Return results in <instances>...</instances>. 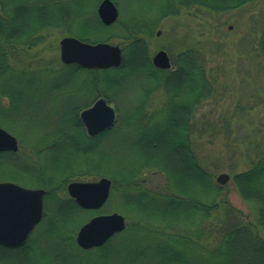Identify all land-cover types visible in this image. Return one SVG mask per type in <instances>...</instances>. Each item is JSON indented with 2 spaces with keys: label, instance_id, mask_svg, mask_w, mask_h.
I'll use <instances>...</instances> for the list:
<instances>
[{
  "label": "rangeland",
  "instance_id": "rangeland-1",
  "mask_svg": "<svg viewBox=\"0 0 264 264\" xmlns=\"http://www.w3.org/2000/svg\"><path fill=\"white\" fill-rule=\"evenodd\" d=\"M56 1L62 3L63 6L61 5L62 8H55L54 12L65 15L68 13L75 14L74 7L79 0H53L50 5L56 4ZM96 1L85 0L86 18L78 20L80 25L77 27V22L72 27L74 31L83 32L84 29L87 31L88 27L95 23ZM144 1L116 0L121 19H127V21L133 19L134 21L140 20L144 16L146 17L145 21L154 23V31L148 38L150 56L153 57L158 51L165 50L170 55L171 70H173L175 67L173 55L186 47L197 49L201 51V56L204 57V63L212 81L213 93L211 96H208L199 107L189 114L192 130L190 134L192 136L191 144L199 162L211 173L213 182H216L220 174L230 176V179L222 186L221 190V194L222 196L225 195L227 203L222 205L218 214L216 213L212 219L208 218L201 224L200 232L204 235L203 240L201 239L202 245L205 248H210L209 245L214 242L215 237H218L217 234L227 229L226 225L236 221L237 224L238 222L247 223L253 219L254 205L241 197L232 178L235 173L249 168L250 160L255 155L254 140H261L264 131V64L255 51V44L264 21V0H254L251 4L220 13L196 4H188V0H183L184 5L180 6L178 13L173 14H163L164 11H167V6H161L165 2L164 0L163 2L162 0ZM66 3L71 5H66ZM43 7L46 8L44 9L46 11H52L51 6L45 5ZM162 11L163 13H161ZM146 12L147 14H145ZM119 33V25H115L113 29L110 28L107 31H87L86 34L90 37V41L87 42L95 43L107 39L106 42L122 47L121 40L118 38ZM41 34H43V38L34 48L37 57L30 59L29 54H25L22 56L15 55L14 59L11 58V64L13 63L16 69L21 70L24 67L36 74H20L16 75L18 77L13 78L7 75L3 81L0 80L2 86L20 90L22 95L32 104V108L28 109L29 112H26L27 116H23L22 119L15 117V125H18L16 126L17 131L8 125H0L16 135L18 139L21 138L22 150L20 149V153L35 163L34 166L32 165L34 172L44 175L48 173L42 171V166L48 165L49 168L50 165L67 161L69 162L68 165L72 167L83 165V163L90 160H98L100 156L104 158L109 156L117 161L113 164V167L119 169L120 159L132 158L131 153H135V158L140 155L138 162L142 157L151 156L149 155L150 151H154L158 155H173V150L165 151L167 150L165 147L167 146L166 139H168L166 137L169 136L167 132L171 127L168 122L175 119V110L183 111L186 101L182 94H178L180 96L176 98L175 102L172 101V109L167 113L169 103V93L166 91L168 89L167 84L164 80L155 81L153 79L155 75L162 76V72H150L149 75L148 73L136 72L138 75L134 76L114 75L118 77L115 79L116 82H113V86L106 87L104 82H101L103 74L97 72V70L77 69L73 73L71 68L62 67L59 57V42L64 36H71L68 31L64 28L50 27L43 30ZM164 47L173 49L175 53H170ZM176 48L179 50H176ZM250 48L251 51L253 49V54L250 53ZM37 49H40V54L37 53ZM198 55H196V58ZM47 65L59 72L49 73L45 71L43 68H49ZM38 72L40 73L38 74ZM75 74L77 76L74 77ZM93 83L97 84L95 99L104 97L108 103L118 110V121L111 134L102 135L98 149L99 154L84 149L80 151V154L83 155L76 151V154H71L67 158H65V153H61L63 157L60 159V155L54 154L57 152H49L47 155L42 154L36 157L35 145L42 138V129L47 133H52L61 112L71 109L74 105L80 107L92 103L95 100L94 97L84 99L86 96L84 97L80 91L87 84L94 85ZM0 102L1 104L5 103L2 96H0ZM151 117H156V119L151 120ZM121 119L123 123H121ZM125 120H127V124L124 123ZM49 124L51 127H47ZM164 137L165 142L163 141ZM60 152L62 151L60 150ZM43 155H45L44 159ZM168 155L163 163L170 167L172 164L168 159ZM73 158L74 161L71 162ZM41 161L43 162L41 163ZM98 178L90 175L74 177L72 180L90 181ZM1 180L13 181L6 174H0ZM182 181L187 183L188 180L183 177ZM15 182L30 188L37 186L24 176L19 177V180ZM138 182L141 183L144 190L153 193L164 186L166 178L163 173L157 170L146 169L144 173L138 176ZM186 183L182 186H187ZM196 194L206 195L200 190ZM207 194L210 195V192ZM143 202H146V199ZM122 203V196L114 194L99 212L102 214L118 212L125 217L129 224H141L143 221H148V224L160 225L159 222L147 217L150 214L135 208H128ZM97 214L99 213L85 214L83 217L87 218L83 220L82 224ZM186 220V222L179 223H184L185 226L190 224L189 219L186 218ZM195 224L197 225V222ZM41 226L42 224L35 230L37 244L40 246L51 241V232L50 235H47V226ZM67 227L71 229L72 225ZM219 228L223 229L218 230ZM177 229L182 231L180 227H173L170 230L178 232ZM195 229H193L194 232L198 234L197 228ZM66 235L67 231L58 228L60 240L64 239ZM59 239L56 236L53 241L60 244ZM121 239V235L118 234L113 237L111 243H115L114 246H117ZM157 243L162 244L163 242L159 240ZM129 247L134 252H141L147 248L146 244L140 246L132 244ZM50 250L49 255L55 257V261L47 258L42 264L65 263L62 258L56 259L53 249ZM76 253L80 252L77 251ZM189 255L195 260L203 257L200 251L195 253L193 250ZM90 256L93 257V255ZM143 256L147 257V255ZM138 257L136 256V260L139 261L140 258ZM112 263L131 264L119 259L109 264ZM139 264L150 263H148L147 258H144Z\"/></svg>",
  "mask_w": 264,
  "mask_h": 264
},
{
  "label": "trees",
  "instance_id": "trees-1",
  "mask_svg": "<svg viewBox=\"0 0 264 264\" xmlns=\"http://www.w3.org/2000/svg\"><path fill=\"white\" fill-rule=\"evenodd\" d=\"M51 1L53 0H0V80L3 81L7 75L13 78L18 77L16 75L20 74H36L26 70L24 67L21 70L16 69V66L13 63L11 64V58L14 59L15 55L22 56L25 54H29L30 59L37 57L34 48L42 40L43 34L40 35V33L43 30L50 27L64 28L71 35L86 41H90V37L86 34L87 31H104L105 27L99 20L88 27L87 31L85 29L83 32L74 31L72 27L76 24L75 21H70L69 19L66 21L57 20L54 18L55 14L52 11L44 10L46 8L43 6H49ZM149 1L155 2L154 0ZM164 1L162 0L163 5L161 6H167V11H164V13L162 11L161 13L163 14L178 13L180 6L184 5L183 0ZM253 2L254 0H188V4H196L219 13L234 10ZM141 18L134 21L133 19H128L130 21H127V19L123 20V18L119 20L120 33L118 38L121 40L125 56L120 67L97 70V72L103 74L101 82H104L106 87L114 85L113 82H116L115 79L118 78L114 75L134 76L138 75L136 72L148 73L149 75V70L154 68L151 63L148 46V38L152 35L155 28L154 23L145 21L146 17L144 16ZM79 25L77 24V27ZM104 41L108 40L104 39ZM166 49L172 54L175 53L173 49ZM176 50L179 49L176 48ZM249 51L252 54L254 53L251 48ZM255 51L264 64V21L255 44ZM37 53H41L40 49H37ZM195 54H199L197 58ZM173 56L175 64L173 70L163 71L162 76L155 75L153 79L155 81L164 80L167 84L168 89L166 91L168 93L182 94L185 96V100L190 103L195 100L190 112L189 109H186V111L184 109L183 111L174 109L176 112L175 118L183 116L182 131L175 128V121L179 122L178 119L168 122L171 127L167 132L169 136L166 137L168 139H166L167 146L165 147L167 150L165 151L173 150V155H158V153L150 151L149 155L154 154L155 156H146L144 159L139 160L137 165L135 163V154L131 153L132 158L120 159L119 169L113 167V164L117 163V161L107 156L101 166L90 165L89 161L83 163V165H78L81 167L80 169H84L85 173L78 169L74 170L76 166L71 167L65 161L64 163L50 165L49 168L48 165L42 166V171L48 174L41 175L34 172L31 169L32 167L23 164L22 159L24 156L20 152H3L0 153V174L8 175L12 180H16L22 175L40 187L47 189L45 212L54 215L53 223H61L59 228L67 231L63 244L68 248V251L70 246H77L75 243V231L84 220L80 218L79 221H76L78 223L74 224L75 226L73 225L71 229L66 225L75 217L72 209L75 202L66 192L67 184L74 176H107L112 180V195L119 192L125 201L137 197V200L143 201L146 199V202H153L157 206L160 204L154 201V193L141 187V183L138 182V176L144 173L146 169H154L164 174L169 193L164 196L166 200L162 204H164V207L170 204L169 206L173 205L175 208L167 211L162 216L164 218L159 222L163 224L151 225L148 224V221H143L141 224L127 223L126 229L120 234L122 239L117 246L107 243L110 246L106 244L100 248L85 251L93 255L91 259H88V264H109L117 259L123 262H130L131 264H139L144 258H147L150 264H264V131L261 140H254L253 149L255 155L250 160L249 168L235 173L232 178L241 197L254 205L252 221L247 223L238 222V224L236 221L226 225L227 229L217 234L218 237H215L214 242L209 245L210 248H205L201 241L204 237L203 233L200 232L201 224L208 218L212 219L216 213L218 214L219 209L227 202L225 195L222 196L221 194L222 185L213 182L211 173L201 165L198 156L192 152L187 133L189 128L191 130L189 114L192 110L194 111L199 107L208 96H211L213 85L204 63V57L203 55L201 56V51L186 47ZM73 68L78 69L76 66ZM45 71L54 73V71L48 69ZM93 84H87L86 86L97 91V84ZM0 96L5 99L4 104L0 102V118H2L1 120L4 119L3 121L0 120V123L16 130L18 125H15V117L22 119L23 116H27L26 112L32 108V104L22 95L20 90L2 86L1 84ZM176 98H178V95H176ZM6 99L8 102H6ZM6 103L8 104L6 105ZM81 108L82 106L74 105L71 109L61 112L59 117L67 115L77 117ZM171 109L172 107H167L168 113ZM76 122L59 123L58 127L61 130L62 125H67L73 133L75 128H77L78 134H74V137H79L85 132L82 130L83 124L79 125V120H76ZM124 123L127 124V120ZM50 124L47 127H51ZM111 131L112 129H108L103 135H109ZM46 134H48L47 131ZM163 141L165 142V137ZM35 148L37 151L36 157L42 154L47 155L50 151L49 147L41 146ZM63 153H65V158H67L72 154V151ZM54 154L60 155L61 153ZM45 155H43V159ZM167 155L172 164L170 166L168 163L170 167L163 163L167 159ZM183 177L188 180L187 183L182 181ZM184 183L187 186H182ZM198 190L200 192L203 191L206 195L196 194ZM208 192H210V195L207 194ZM61 198L63 200H60ZM48 202H52L53 206L51 204L48 205ZM127 204L130 205L129 202ZM131 206L133 205L131 204ZM182 212L184 213L183 217L177 216ZM47 217L49 215L45 216V218ZM148 217L151 220L159 218L158 216ZM186 218L189 219L188 222L190 224L185 226L184 223H179L186 222ZM195 222H197V225ZM173 227H180L182 231L179 229H177L178 232L170 230ZM195 228H197L198 234L194 232L193 229ZM222 229L219 228L218 230ZM159 240H162L163 243H157ZM132 244L137 246L146 244L147 248L141 252H134L129 247ZM27 246L17 249L0 246V264H38L32 258L31 251ZM169 247L178 248V250ZM192 250L195 253L200 251L203 257H200L199 260L192 259L189 255ZM143 255H147V257ZM136 256H139V261L136 260Z\"/></svg>",
  "mask_w": 264,
  "mask_h": 264
},
{
  "label": "water",
  "instance_id": "water-1",
  "mask_svg": "<svg viewBox=\"0 0 264 264\" xmlns=\"http://www.w3.org/2000/svg\"><path fill=\"white\" fill-rule=\"evenodd\" d=\"M98 14L104 24L110 25L118 19L119 10L111 0H103ZM60 58L65 64L76 63L86 69H109L119 67L123 60L120 45L108 42H87L74 36L60 41ZM154 66L162 69L171 67L166 51L160 50L153 57ZM90 135H96L115 121V110L104 97L80 113ZM16 138L0 127V151H17ZM228 174H220L217 182L225 184ZM112 181L101 177L97 181H73L67 190L73 199L83 207L97 209L106 203L110 195ZM44 190L26 188L10 181L0 182V245L17 248L24 245L41 220ZM126 228L123 215L118 212L100 214L83 224L76 236V242L83 249L98 247L114 234Z\"/></svg>",
  "mask_w": 264,
  "mask_h": 264
},
{
  "label": "bare ground",
  "instance_id": "bare-ground-1",
  "mask_svg": "<svg viewBox=\"0 0 264 264\" xmlns=\"http://www.w3.org/2000/svg\"><path fill=\"white\" fill-rule=\"evenodd\" d=\"M116 1H114L113 3H115ZM96 3H98V0L96 1ZM117 4V3H116ZM115 4V5H116ZM117 6V5H116ZM117 8H118V10H119V16H118V19L116 20V22H119V20L121 19V17H120V9H119V7L117 6ZM56 16H54V18L55 19H63V17H61L62 15H65V14H59V13H56L55 14ZM104 30V29H103ZM154 57V56H153ZM153 57H151V60L153 59ZM59 60V59H58ZM123 60H124V58H123ZM123 60H122V62H123ZM60 63L62 64V67H69V68H71L72 69V71H73V73L77 70V69H75V68H73L74 66H76V67H78V69L80 68L81 70H87L86 68H84V67H82V66H80V65H78V64H76V63H73V64H65L63 61H62V59L60 58ZM48 67H49V65H47ZM153 67H155L156 68V66H154V64H153ZM44 70H46V69H48V70H52V71H54V72H59V71H56L55 69H53V67H49V68H46V67H44L43 68ZM75 76H77V74H75L74 75V77ZM176 95H178V94H175L174 92H172V93H169V103H168V105H167V107L168 106H170V107H172V101H174L175 102V100H176ZM179 97V96H178ZM182 97L184 98V100H185V97H184V95H182ZM186 101V100H185ZM6 102H8V100L6 99ZM186 103V106H184V110L186 111V109L188 110H191V107L192 106H194V104H195V100H193V102L192 103H190L189 101H186L185 102ZM94 104V103H93ZM92 104V105H93ZM110 104V103H109ZM91 103H88L87 105H84V106H82V108H81V110L82 111H84V110H86V109H88V108H90L91 106ZM111 105V104H110ZM113 108H114V110H115V121H114V123L112 124V126L111 127H109V129H114V127H115V125H116V123H117V121H118V110L113 106ZM167 113H168V110H167ZM81 114L80 113H78V116L77 117H68V115L67 116H60L59 117V120L57 121V122H55V130H53L52 131V133H48V134H46V131H44L43 129H42V134H41V137H43L41 140H40V142L39 143H36V145H35V147H48V145L50 144V143H52V141H53V139H52V137L54 138V137H58V138H60L62 141H64L65 143H66V145L65 146H61V148H62V150L63 151H65L66 150V148H75L76 150H74V149H71V151H72V154H76V151H79V154H80V151H82V150H84L85 149V146H87V147H89V146H91L92 145V141H90V138H91V136H93V135H90L88 132H87V134L88 135H86V134H84V135H81V136H79V137H74V134H78L77 133V128H75V130H74V133L73 132H71V130L68 128V126L67 125H62L63 127H61L62 129L60 130L59 128L60 127H58V124L60 123H64V124H66L65 122H66V120H69V119H76V120H78V118H79V116H80ZM134 115H136V114H134ZM81 117V116H80ZM176 119H178V121L179 122H177V121H175ZM190 119H191V117H190ZM82 120V119H81ZM174 121H175V128H177V130L178 129H180V131H182V129H183V116L181 115V117H178V118H175L174 119ZM52 122V121H51ZM190 122H191V120H190ZM82 123H83V121H82ZM121 123H123V121H122V119H121ZM1 124V123H0ZM79 125H82V124H80V122H79ZM182 125V126H181ZM48 126V125H47ZM84 126H85V124L83 123V125H82V127H83V131L85 132V129H84ZM0 127L1 128H3L1 125H0ZM86 127V126H85ZM120 127V126H119ZM4 129V128H3ZM87 129V128H86ZM81 130V131H82ZM155 131L156 132H158L156 129H155ZM9 132V131H8ZM103 132V131H102ZM11 135H13L11 132H9ZM101 133V132H100ZM159 134H160V132H158ZM190 133H192V130H190V128H189V132L187 133V136H188V139L190 140V148H191V150H192V152H195V150L192 148V144H191V135H190ZM15 138H16V141H17V146H18V148H17V151H0V153H3V152H9V153H18V152H20V149H21V138L19 137V139L17 138V136L16 135H13ZM45 136V137H44ZM82 144H84V145H82ZM22 150V149H21ZM91 152V151H90ZM94 153H97V154H99V152L98 151H95ZM58 154V153H57ZM78 154V155H79ZM89 154H91V153H89ZM135 154V153H134ZM81 155V154H80ZM152 156H155L154 154H151ZM139 156L140 155H138V157L135 159V163L138 165V158H139ZM63 157V154H60V159ZM142 159H144L143 157H142ZM105 160V158L104 157H101L100 156V159H98V160H95V161H93V160H90L89 161V164L90 165H94L95 164V166H101L104 162ZM141 160V159H140ZM22 161H23V164H25L26 166H29V167H32V165L34 166V164L35 163H33L31 160H30V158H26V157H24L23 159H22ZM74 161V158L72 159V161L71 162H73ZM69 163V162H68ZM81 167H79L78 165H76V167H75V169L74 170H76V169H78V170H81L82 171V173H85L84 172V169H80ZM31 169H33V167L31 168ZM77 170V171H78ZM22 175H20L19 177H21ZM87 176H90V175H87ZM74 177H86V176H74ZM73 177V178H74ZM230 177V176H229ZM17 181L19 180V178L18 179H16ZM16 180H13V181H10V182H13V183H16V184H18L17 182H15ZM3 181H5V180H1L0 182H3ZM32 181V180H31ZM75 181H80V182H83V181H85V180H75ZM217 182V181H216ZM218 183V182H217ZM218 184H220V183H218ZM18 185H21V184H18ZM220 185H224V184H220ZM21 186H23V185H21ZM24 187H26V186H24ZM26 188H30V187H26ZM33 189H42V190H44L45 192H44V195H43V207H42V217H41V220L38 222V224L36 225V226H40L41 224H42V226H47V229H48V233H47V235H50V232H51V236H50V239H51V241H49L48 243H46L45 245H42V246H40V245H38L37 244V240H36V237H35V235L33 236V238H31V240H30V242H28L27 243V247H28V249L31 251V253H33V255H31V256H33L32 258H34V260L35 261H37V263L38 264H42L44 261H46L47 260V258H50L52 261L54 260L55 261V257H51L50 255H49V252L51 251L50 249L52 248L53 249V251H54V254H55V256H56V259H61L62 258V261L63 262H65V263H63V264H75V263H80V262H82L83 264H88V259H91V254H89V253H86L85 252V249H82V248H80V247H77V246H70L69 247V251L67 250L68 248H66L65 246H64V241H63V239L62 240H60L59 239V236H58V228L60 227V226H58V224H59V222H58V224H56V223H53V219H54V215H52V214H48V212H45V203H46V195H47V189L46 188H44V187H40L39 185H37L36 187H32ZM154 193V196H155V198H154V201H156V203L157 204H160V205H157L156 206V204H154L153 202H150V201H148V202H143L142 200H137V197H134V198H130V200H128V201H125V200H123V205L124 206H126V207H128V208H131V209H133V208H135V209H138V210H140V211H142V212H146V213H148V214H150L149 216L150 217H156V216H158L159 218H156V219H153V220H155V221H162L163 220V218L164 217H162V216H164V214L165 213H167V211H170V210H172L173 208H175V206H169L168 204V206L166 205L165 207H164V204H162L165 200H166V197H164L165 195H167L168 193H169V191H168V189H167V183L165 182V184H164V186L163 187H161V189L159 190V191H155V192H153ZM116 194H120L121 195V193H116ZM115 194V195H116ZM63 198H65L64 196H63ZM63 198H61L60 200H63ZM74 200V202H75V204L73 205V211H74V213H75V217H77L76 218V220H75V217L74 218H72V220L70 221V222H68L66 225L68 226V225H76L77 223H76V221H79V219L80 218H83V219H85V218H87V217H83L85 214L87 215V214H91V213H99V214H97V215H95V216H98V215H100V214H102V213H100L99 211L105 206V203L104 204H102L99 208H97V209H89V208H85V207H83L78 201H76L75 199H73ZM152 201V200H151ZM129 202V204L130 205H128L127 203ZM49 204L48 205H50L51 204V206H53V203L51 202H48ZM131 204L133 205V206H131ZM183 207V206H182ZM184 208V207H183ZM185 209V208H184ZM183 212L182 213H180V214H178L177 216H181V217H183ZM46 215H49V217H47V218H45V216ZM148 217V216H147ZM50 219H51V222H50ZM75 222V223H74ZM160 224H163L162 222H159ZM56 224V225H55ZM61 225V224H60ZM74 225V226H75ZM41 226V227H42ZM79 226H82V223L79 225ZM78 226V227H79ZM118 234H120V233H117V234H114L113 236H111L108 240H107V242L106 243H104L103 245H101V246H98V247H93V248H91V249H94V248H100V247H102V246H104V245H106L107 243H110L111 242V240L113 239V237H115L116 235H118ZM58 237V239L60 240V244H57V243H55L53 240H54V238L55 237ZM54 242V243H53ZM75 243H76V245H78L77 244V242H76V235H75ZM53 244V245H52ZM112 244V243H111ZM107 245H109V244H107ZM79 246V245H78ZM110 246V245H109ZM23 247V246H22ZM79 251L80 253H76L77 251ZM82 254V255H81ZM49 255V256H48ZM50 262V261H49ZM52 263V262H51ZM45 264V263H44Z\"/></svg>",
  "mask_w": 264,
  "mask_h": 264
},
{
  "label": "flooded vegetation",
  "instance_id": "flooded-vegetation-1",
  "mask_svg": "<svg viewBox=\"0 0 264 264\" xmlns=\"http://www.w3.org/2000/svg\"><path fill=\"white\" fill-rule=\"evenodd\" d=\"M103 0H98V3H96V5H95V8H96V11H95V15H96V21L98 22V20L100 21V23L103 25V27H105V31H107V29H110V28H112L113 29V27L115 26V25H118V22H114V23H112V24H110V25H106V24H104L103 23V21L101 20V18H100V16H99V14H98V8H99V6H100V3L102 2ZM112 2H114V0H111ZM59 1H56V4L54 3L53 5L51 4V5H49V6H51V8H52V12H53V14H56V13H58V12H54L55 11V8H62L61 7V5H62V3H58ZM85 4H86V2H85V0H79L78 2H76V4H75V7H74V9H75V14H73V15H71L72 13H68V14H66V15H62L61 17H63V19L62 20H70V21H75L76 23L78 22V20L80 19V18H86V15H87V13H86V10L84 9L85 8ZM114 4H116V2L114 3ZM66 5H71V4H69V3H66ZM117 5V4H116ZM63 6V5H62ZM56 16V15H55ZM84 20V19H83ZM96 21H95V23H96ZM78 24H80V22H78ZM52 28H55V27H52ZM67 36H69V35H66V36H64V37H67ZM71 36H75V35H71ZM64 37H62L61 38V40L64 38ZM60 40V41H61ZM168 56H169V59H170V55L168 54ZM59 57H60V42H59ZM123 58H124V53H123ZM151 63H152V65H153V59L151 60ZM169 70H171V69H169ZM163 71H166V69H162V68H158V67H154L153 69H150L149 70V72H158V73H160V72H163ZM81 93H82V95L85 97L84 99H86V98H92V97H94V99H95V96H96V94H95V92H97V91H93L92 89H89V87H85L84 89H81V91H80ZM95 95V96H94ZM99 98H101V97H97L95 100H93L92 101V103H91V105L97 100V99H99ZM82 112V110H80L79 111V113H81ZM68 117H73V116H68ZM74 118V117H73ZM151 120H154V119H156V117H151L150 118ZM78 120H79V122H80V124H83L82 123V120H81V117L79 116V118H78ZM75 121V122H74ZM66 122H68V123H77L76 122V119H69V120H67ZM84 129H85V134L86 135H88L87 134V129H86V127L84 126ZM109 129V128H108ZM108 129H106V130H108ZM106 130H104L103 132H101V133H98V134H96V135H93V136H91V138H90V141H92V145L91 146H89V147H87V146H85V149H87V151H91V153H94L95 151H98V149H99V145H100V143H101V138H102V135H103V133L106 131ZM78 133V132H77ZM82 135H84V134H82ZM52 139H53V141H52V143H50L49 145H48V147L50 148V151L49 152H52V153H54V152H57V153H63V152H65L66 150L67 151H70L71 149H74V150H76L75 148H68V149H66L65 151H63L62 150V148H61V146H65L66 145V143L64 142V141H62L60 138H58V137H52ZM82 145H84V144H82ZM60 150L62 151V152H60ZM43 161H41V163H42ZM102 177V176H101ZM101 177H99V178H101ZM104 177V176H103ZM97 180V179H96ZM73 181H75V180H71V181H69L68 182V184L69 183H71V182H73ZM90 181H94V180H90ZM68 184H67V186H68ZM67 193H68V190H67ZM111 195H112V185H111V189H110V195H109V198H108V200L110 199V197H111ZM68 196L70 197V195H69V193H68ZM71 199H73L72 197H70ZM89 221V220H88ZM87 221V222H88ZM87 222H85V223H87ZM85 223H83V224H85ZM82 224V225H83ZM37 227L38 226H35V228H34V230H33V232H32V235L29 237V239H28V241L24 244V246L25 245H27V243L28 242H30V240H31V238H33L32 236L33 235H35V230L37 229ZM79 229H80V227L78 228V231H79ZM78 231H77V233H78ZM34 233V234H33ZM77 233H76V236H77ZM110 244H111V242H110ZM114 244L115 243H112V246H114ZM23 246V245H22ZM77 247H79L78 245H77ZM81 248V247H80ZM83 249V248H82ZM90 250V249H89ZM85 251H87V249H85ZM31 255H33V253H31Z\"/></svg>",
  "mask_w": 264,
  "mask_h": 264
}]
</instances>
